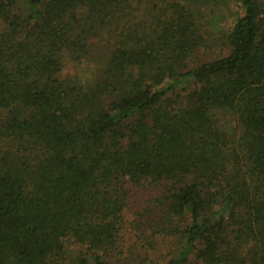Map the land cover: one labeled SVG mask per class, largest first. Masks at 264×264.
<instances>
[{
  "label": "trees",
  "instance_id": "obj_1",
  "mask_svg": "<svg viewBox=\"0 0 264 264\" xmlns=\"http://www.w3.org/2000/svg\"><path fill=\"white\" fill-rule=\"evenodd\" d=\"M237 1L208 32L210 0H0V264H264V0Z\"/></svg>",
  "mask_w": 264,
  "mask_h": 264
},
{
  "label": "rangeland",
  "instance_id": "obj_2",
  "mask_svg": "<svg viewBox=\"0 0 264 264\" xmlns=\"http://www.w3.org/2000/svg\"><path fill=\"white\" fill-rule=\"evenodd\" d=\"M208 6L214 7V12L211 11V9ZM207 6L209 14L206 16V18L203 21V27L210 32L212 29L211 27L213 25L223 29V30H229L230 26L234 22V19L238 14L242 13V9L240 7V3L237 0H210L209 5ZM212 22V23H210ZM214 34H212L213 36ZM206 37L209 39L210 35H206ZM211 47L208 50L209 54L215 55L220 53V45L218 42L212 40L211 41ZM76 69L80 75H86V71L84 69V65H76ZM144 196L141 193H135L134 195V202L135 206L134 209L131 210L133 212L134 210L141 211L145 207V204L143 202Z\"/></svg>",
  "mask_w": 264,
  "mask_h": 264
}]
</instances>
